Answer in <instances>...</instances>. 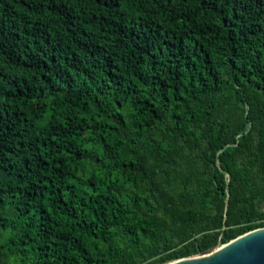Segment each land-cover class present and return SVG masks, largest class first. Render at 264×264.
<instances>
[{"label": "trees", "instance_id": "trees-1", "mask_svg": "<svg viewBox=\"0 0 264 264\" xmlns=\"http://www.w3.org/2000/svg\"><path fill=\"white\" fill-rule=\"evenodd\" d=\"M264 224V0H0V264H160Z\"/></svg>", "mask_w": 264, "mask_h": 264}, {"label": "water", "instance_id": "water-1", "mask_svg": "<svg viewBox=\"0 0 264 264\" xmlns=\"http://www.w3.org/2000/svg\"><path fill=\"white\" fill-rule=\"evenodd\" d=\"M160 264H264V224L246 228L222 242Z\"/></svg>", "mask_w": 264, "mask_h": 264}]
</instances>
